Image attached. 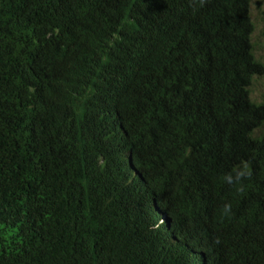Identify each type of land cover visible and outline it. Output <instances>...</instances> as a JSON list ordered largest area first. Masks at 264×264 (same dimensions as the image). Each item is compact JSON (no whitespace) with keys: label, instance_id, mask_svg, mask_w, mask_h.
I'll return each instance as SVG.
<instances>
[{"label":"trees","instance_id":"trees-1","mask_svg":"<svg viewBox=\"0 0 264 264\" xmlns=\"http://www.w3.org/2000/svg\"><path fill=\"white\" fill-rule=\"evenodd\" d=\"M251 1L0 0V264H264Z\"/></svg>","mask_w":264,"mask_h":264},{"label":"rangeland","instance_id":"rangeland-1","mask_svg":"<svg viewBox=\"0 0 264 264\" xmlns=\"http://www.w3.org/2000/svg\"><path fill=\"white\" fill-rule=\"evenodd\" d=\"M250 13L254 22L256 31L253 34V42L260 47H257L256 52L259 59L264 58V51L261 47L264 46V40L260 37V31L264 26V0H252L250 5ZM252 98L258 100L264 94V75L258 77L251 87Z\"/></svg>","mask_w":264,"mask_h":264},{"label":"clouds","instance_id":"clouds-1","mask_svg":"<svg viewBox=\"0 0 264 264\" xmlns=\"http://www.w3.org/2000/svg\"><path fill=\"white\" fill-rule=\"evenodd\" d=\"M234 173V175H233ZM250 178V172L248 171V165L246 162H241L240 165L235 166L232 172L226 173L223 177L224 181L229 184H239L240 191L243 190V180ZM224 213L228 214L231 211V205L225 203L223 205Z\"/></svg>","mask_w":264,"mask_h":264}]
</instances>
